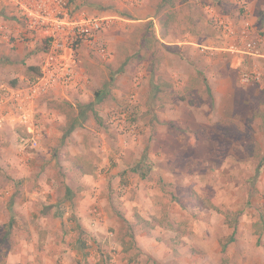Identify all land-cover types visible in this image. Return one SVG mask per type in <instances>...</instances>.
Returning a JSON list of instances; mask_svg holds the SVG:
<instances>
[{"label": "rangeland", "instance_id": "obj_1", "mask_svg": "<svg viewBox=\"0 0 264 264\" xmlns=\"http://www.w3.org/2000/svg\"><path fill=\"white\" fill-rule=\"evenodd\" d=\"M144 5L155 8L154 23L172 27L151 30L136 12ZM263 5L72 1L74 14L110 19L102 34L110 54L82 50L79 87L36 102L37 149L21 150L17 126L0 127V264H264V66L232 72L242 54L226 50L233 38L220 27L226 18L239 32L250 23L264 53ZM14 19L0 4V25ZM197 28L200 63L183 82L185 47L146 39L176 44ZM40 50L0 37V89L25 85ZM209 57L222 58L214 71L227 65L234 81L233 105L215 120L201 80ZM254 68L260 80L242 83ZM65 103L76 116L68 135ZM237 218L236 241L222 252Z\"/></svg>", "mask_w": 264, "mask_h": 264}, {"label": "built area", "instance_id": "obj_2", "mask_svg": "<svg viewBox=\"0 0 264 264\" xmlns=\"http://www.w3.org/2000/svg\"><path fill=\"white\" fill-rule=\"evenodd\" d=\"M72 1L74 0H0V4L12 11L14 21L20 26L16 33L17 41L39 47L42 52L37 72L25 85H3L0 89V127L10 124L24 131L19 136L21 150L27 147L37 149L40 144L36 102L59 91L69 92L83 82V75L77 64L81 49L104 58L110 54L107 45L102 42V34L110 19L84 13L74 14L71 9ZM97 1L119 2L127 8H135L142 3V0ZM220 27L233 38L229 46L232 53L251 57L264 56L263 40L251 37L249 23L240 32L227 21H221ZM10 30L6 24L0 25V35L6 40L13 38ZM260 76L257 69L246 71L242 73L241 81L251 84L259 81ZM134 99L135 96H132V100ZM94 217V223L100 221L101 214L97 209H94Z\"/></svg>", "mask_w": 264, "mask_h": 264}, {"label": "crops", "instance_id": "obj_3", "mask_svg": "<svg viewBox=\"0 0 264 264\" xmlns=\"http://www.w3.org/2000/svg\"><path fill=\"white\" fill-rule=\"evenodd\" d=\"M252 2L253 1H249V4H252ZM135 8H137V7H135ZM135 8H132V9H135ZM260 10H263L264 11V5L261 6ZM251 11H252L251 13H255L256 10L253 9V7H252V10ZM136 12L138 14L144 16V20L146 22H148L147 25L149 24L152 27L151 30H153L154 28H156L158 30L159 29L160 30L161 29L165 30V28L172 27L170 20H167V21H165L163 23L162 26H164V27H160V23L159 24H156L157 22L154 23L153 20L156 19V17H154V15H153L155 13V8L152 7V6L144 5L143 9H139L138 8L136 10ZM226 20H227V18H226ZM2 24H6L9 27V30L11 29L10 32H13V37L16 38V33L20 29V26L16 23V21H14V20L13 21H10L9 20L8 22H4ZM199 34H200L199 33V29L197 28L196 32H191V34H187L186 37H184L185 39H182V40L181 39H178V43L175 44L173 42L170 43L169 40H165L162 37H157V34L156 33H150V37L153 36V39L149 42V44L150 45H153L152 44L153 42L161 41V42H163L166 45H168V44H174L173 46H180V47L181 46H184L185 47L184 48V51L185 52L187 51V53L184 52L182 56H178V59L180 61L179 62V66H180L181 69L177 67L178 65H176V67H177V69H178L179 72H181L183 69L185 70L184 74H186L187 77L184 76V79L185 80L183 82H187V81L190 82L188 80V76L191 75L190 72H192L196 67H198L197 65L200 63V58H195V56L199 54V52H198L199 51V48L202 47V45L200 44V41L198 40ZM0 37L3 40H6V38H4L3 36L0 35ZM145 37H147V36H145ZM228 37H230V36H228ZM186 38H188V39H186ZM228 39L226 40V50H229V46L232 44V39L231 40H230V38H228ZM146 40H149V38H147ZM200 40H202V39H200ZM82 50L87 53L86 50L81 49L80 54H81ZM152 50L153 49H151V51ZM230 53H232V52L230 51ZM199 56H200V54H199ZM219 56H220V54H219ZM244 57L246 59H244ZM226 58L227 59L230 58V60L232 59V57H230V54H229V57H226ZM241 58L242 59L234 58V60H232V63H230L229 66H230V68L232 67V70H231L232 72L233 71L236 72V69L238 70V66L240 64L242 65V67H244V65H245V67H247V66L248 67H254V65H257L258 66L260 64L264 66V58H262V57H251V56H247V55H243L242 54L241 55ZM218 59L219 58L214 59V58L209 57L210 65L207 68L208 70H206L204 73H201V80L204 83L203 84L204 87L206 89L207 88H211V90H212V92H211L212 93V96H211V98H209V101L211 102V103H209V106H212V104L214 106V110H212V109L210 110L212 112L214 111L213 112L214 114L211 112V114H213V115H211V117H213V120H215V119L218 118V114L220 113V109H221L222 106H227L228 104L230 106L233 105V100H234V96H235L234 88L232 86L234 84V81H233V78L231 77L232 75L227 72V71L230 72V70H227L226 69L227 65H225L226 67H225V69H223V70H226V71H222L221 72L222 74L218 75L220 72H218V73L216 72V70H218L217 69L218 68V65H221L224 62V61H222L223 60L222 58H220L219 60ZM241 60H242L243 63H240ZM212 65H213L214 68H212ZM221 67L224 68V65H222ZM169 69L171 71H173L171 68H169ZM214 69H216V70L214 71ZM248 69H250V68H248ZM255 69L256 68H254L253 71ZM196 74L197 73H195V76L196 77H199ZM214 117H215V119H214ZM1 130L2 129H0V131ZM12 154L13 153L10 152L11 157H14V155H12Z\"/></svg>", "mask_w": 264, "mask_h": 264}, {"label": "trees", "instance_id": "obj_4", "mask_svg": "<svg viewBox=\"0 0 264 264\" xmlns=\"http://www.w3.org/2000/svg\"><path fill=\"white\" fill-rule=\"evenodd\" d=\"M149 40H152V39H149ZM31 70H33L34 72H37L38 68L37 67H30ZM14 84H16L14 82ZM97 96H99V94L97 93ZM65 105H67L70 109H68L67 107L65 106H61L58 107L61 111H63L67 118H68V123H66L65 125V135H68L70 134L75 128H76V116H74V113H73V110H72V107L68 104L65 103ZM260 170V168H259ZM206 206V205H205ZM236 226L234 227V231L232 233V235L227 238V240L222 244V252H225L226 251V248H227V245L230 244V243H233L236 241V236H235V233H236V230L238 229V218L236 219V222H235Z\"/></svg>", "mask_w": 264, "mask_h": 264}]
</instances>
